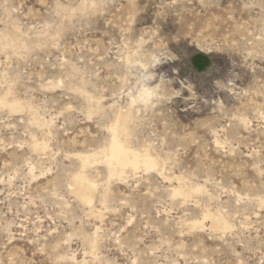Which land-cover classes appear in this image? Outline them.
Wrapping results in <instances>:
<instances>
[{"label": "rangeland", "instance_id": "374dc122", "mask_svg": "<svg viewBox=\"0 0 264 264\" xmlns=\"http://www.w3.org/2000/svg\"><path fill=\"white\" fill-rule=\"evenodd\" d=\"M0 35V264H264V0H0Z\"/></svg>", "mask_w": 264, "mask_h": 264}, {"label": "bare ground", "instance_id": "6f19581e", "mask_svg": "<svg viewBox=\"0 0 264 264\" xmlns=\"http://www.w3.org/2000/svg\"><path fill=\"white\" fill-rule=\"evenodd\" d=\"M116 130H118V129H116ZM119 140H118L116 134H114V138L112 139L111 144H109L110 146H109V150H108V156H109L108 163L110 162L114 166L119 167L120 169H123L125 166H131L133 168H137L141 164L146 168L154 167L153 162L148 158H145L142 160L137 155L129 156L128 151L124 148V146L121 144V142ZM106 160H108V159L106 158ZM87 162L88 161L84 160L83 164L87 165L86 164ZM111 172H112V174H117V171H115L114 169ZM76 180H77V184H78V192H81L83 200L86 203H89L91 199L89 200V197H87L84 194L87 191H90V189H91L90 184H88L84 179L79 178V177Z\"/></svg>", "mask_w": 264, "mask_h": 264}, {"label": "clouds", "instance_id": "9594fccd", "mask_svg": "<svg viewBox=\"0 0 264 264\" xmlns=\"http://www.w3.org/2000/svg\"><path fill=\"white\" fill-rule=\"evenodd\" d=\"M0 51L4 52L5 54H13L16 55H24L30 51H32V47L27 44L21 42L14 37L9 36L8 38H5L3 35H0ZM139 90V87L137 88V91ZM0 106L4 107H13L16 108V105H9L6 102L0 100Z\"/></svg>", "mask_w": 264, "mask_h": 264}]
</instances>
